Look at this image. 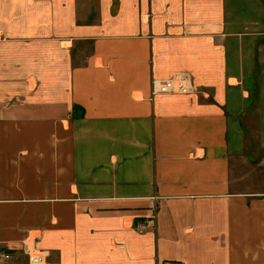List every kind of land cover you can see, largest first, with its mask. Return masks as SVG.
Here are the masks:
<instances>
[{
	"label": "crops",
	"instance_id": "obj_1",
	"mask_svg": "<svg viewBox=\"0 0 264 264\" xmlns=\"http://www.w3.org/2000/svg\"><path fill=\"white\" fill-rule=\"evenodd\" d=\"M252 113L264 0H0V264H264Z\"/></svg>",
	"mask_w": 264,
	"mask_h": 264
},
{
	"label": "rangeland",
	"instance_id": "obj_2",
	"mask_svg": "<svg viewBox=\"0 0 264 264\" xmlns=\"http://www.w3.org/2000/svg\"><path fill=\"white\" fill-rule=\"evenodd\" d=\"M254 111V110H253ZM258 113H252L249 116H251V119L255 120L254 122H250L251 126L249 127L248 125V155L250 157H252V161L254 162V169L252 170L251 168L248 169V171L252 170V174H248V188H251L253 186H257V185H261L262 182L264 183V164L263 165H259V163L264 161V150L261 149L262 147L260 146V140L262 137V130L259 126V121H258V117H257ZM154 218V217H153ZM150 218V222L153 221L154 219ZM154 222V221H153ZM146 228V225L143 224L140 226V229ZM140 231V230H139ZM28 251V250H27ZM26 253V252H25ZM7 253L1 254V256L4 258L3 261L6 262L8 260L11 259V255H9V258H6ZM27 258H28V262H29V255L28 252L26 253ZM30 264V262H29Z\"/></svg>",
	"mask_w": 264,
	"mask_h": 264
},
{
	"label": "built area",
	"instance_id": "obj_3",
	"mask_svg": "<svg viewBox=\"0 0 264 264\" xmlns=\"http://www.w3.org/2000/svg\"><path fill=\"white\" fill-rule=\"evenodd\" d=\"M152 89L154 94H191L195 92L191 77L185 73L177 74L165 80H153ZM145 229L141 228L140 232H144ZM27 252L30 264H45L47 262L49 256L47 251L28 250ZM6 255L8 259L9 255Z\"/></svg>",
	"mask_w": 264,
	"mask_h": 264
}]
</instances>
